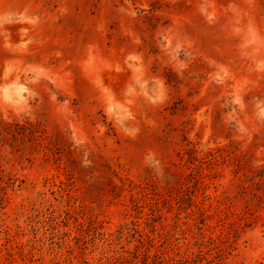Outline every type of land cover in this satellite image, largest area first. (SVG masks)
Masks as SVG:
<instances>
[{"label": "rangeland", "instance_id": "rangeland-1", "mask_svg": "<svg viewBox=\"0 0 264 264\" xmlns=\"http://www.w3.org/2000/svg\"><path fill=\"white\" fill-rule=\"evenodd\" d=\"M148 237L264 264V0H0V264Z\"/></svg>", "mask_w": 264, "mask_h": 264}, {"label": "trees", "instance_id": "trees-1", "mask_svg": "<svg viewBox=\"0 0 264 264\" xmlns=\"http://www.w3.org/2000/svg\"><path fill=\"white\" fill-rule=\"evenodd\" d=\"M137 242L133 250L124 251L114 264H204L206 260L202 252L192 253V256H177L176 259L164 257L159 250L152 253L156 245L151 237L147 241L141 238Z\"/></svg>", "mask_w": 264, "mask_h": 264}]
</instances>
